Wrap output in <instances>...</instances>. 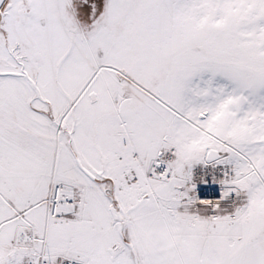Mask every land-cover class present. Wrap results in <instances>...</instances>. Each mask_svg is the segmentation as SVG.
Here are the masks:
<instances>
[{
  "label": "snow or ice",
  "instance_id": "obj_1",
  "mask_svg": "<svg viewBox=\"0 0 264 264\" xmlns=\"http://www.w3.org/2000/svg\"><path fill=\"white\" fill-rule=\"evenodd\" d=\"M0 264H264V0H0Z\"/></svg>",
  "mask_w": 264,
  "mask_h": 264
}]
</instances>
